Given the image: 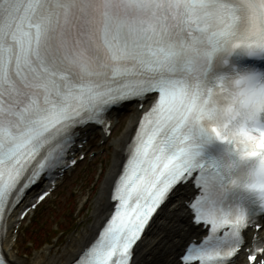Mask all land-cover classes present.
Masks as SVG:
<instances>
[{"label":"snow or ice","instance_id":"obj_1","mask_svg":"<svg viewBox=\"0 0 264 264\" xmlns=\"http://www.w3.org/2000/svg\"><path fill=\"white\" fill-rule=\"evenodd\" d=\"M124 105L143 115L105 178L102 227L68 264H139L142 232L189 180L181 214L202 232L177 221L168 264H264V0H0V264H19L12 230L77 163L82 132L107 135ZM211 141L226 153L206 163Z\"/></svg>","mask_w":264,"mask_h":264},{"label":"rangeland","instance_id":"obj_2","mask_svg":"<svg viewBox=\"0 0 264 264\" xmlns=\"http://www.w3.org/2000/svg\"><path fill=\"white\" fill-rule=\"evenodd\" d=\"M133 109L131 107L125 110V115L123 114L124 116H121L119 124L117 122L116 133L107 144L104 155L96 158L94 162H84L75 171L67 175L59 190L39 209L38 215L43 216L45 220L47 219L49 225L57 222L62 229L65 228L67 230L65 234L60 235V241H50L49 244L53 245L50 251L51 256H64V252L68 249V245L72 240L85 232L89 233L91 226L95 224L96 203L100 197L105 178L109 176L112 169L113 144L122 138L127 126L130 124ZM91 142L92 149H96V141L92 139ZM105 198L104 196L101 200L104 202L106 201ZM69 200H71L72 205L67 207L64 203ZM86 200L88 202L85 205ZM83 206L85 208L80 213L79 211ZM26 226L22 227L20 232V238L16 245L17 249L14 250L15 256L21 261H24L25 264H32L34 261L49 264V262H46L47 245L45 244V240H39L36 245L29 244V255H23L22 240ZM157 264H161L160 258L158 257Z\"/></svg>","mask_w":264,"mask_h":264},{"label":"bare ground","instance_id":"obj_3","mask_svg":"<svg viewBox=\"0 0 264 264\" xmlns=\"http://www.w3.org/2000/svg\"><path fill=\"white\" fill-rule=\"evenodd\" d=\"M138 117V113H134L132 116L131 123L127 129V131L123 134L122 138L114 142V151L112 154V170L109 173L108 177L115 176L121 160H122V149L124 148V144L129 138V131L132 130L134 123ZM107 188L105 187V182L103 183L100 197L96 203L95 209V224L91 226L90 232H85L84 234L75 237L72 242L68 245V249L65 250L64 256L58 257L56 255L49 256L46 259V262L49 264H66L69 261V257L74 255V253L81 247L89 238L92 232L95 233L98 225L100 224L99 215L102 210L101 205L103 198L107 195ZM182 192L176 191L172 199H170L165 206L162 208L160 214L156 217V219L151 224L148 232L143 237L141 241H139L137 255L135 256V260L139 262V264H157V257L160 258L161 264H168L170 258L176 254H178L176 250V246L174 244V240L176 239L177 232L176 228L178 227L177 221L179 225H188V215H182L181 209L184 207L182 203L183 198ZM176 204L175 208H169V205ZM14 215L11 219L15 218ZM190 232V230H189ZM92 233V234H93ZM13 254V251L11 253ZM32 264H46L44 262L34 261Z\"/></svg>","mask_w":264,"mask_h":264},{"label":"clouds","instance_id":"obj_4","mask_svg":"<svg viewBox=\"0 0 264 264\" xmlns=\"http://www.w3.org/2000/svg\"><path fill=\"white\" fill-rule=\"evenodd\" d=\"M233 179H236L235 177H233Z\"/></svg>","mask_w":264,"mask_h":264},{"label":"trees","instance_id":"obj_5","mask_svg":"<svg viewBox=\"0 0 264 264\" xmlns=\"http://www.w3.org/2000/svg\"><path fill=\"white\" fill-rule=\"evenodd\" d=\"M40 224H41V222H40Z\"/></svg>","mask_w":264,"mask_h":264}]
</instances>
